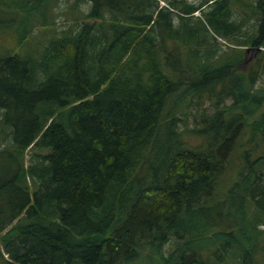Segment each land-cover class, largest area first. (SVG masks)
<instances>
[{"label":"trees","instance_id":"obj_1","mask_svg":"<svg viewBox=\"0 0 264 264\" xmlns=\"http://www.w3.org/2000/svg\"><path fill=\"white\" fill-rule=\"evenodd\" d=\"M59 1L0 0L15 51L46 37L0 56V191L24 195L0 211V264H260L264 0ZM191 115L215 122L180 130Z\"/></svg>","mask_w":264,"mask_h":264},{"label":"rangeland","instance_id":"obj_2","mask_svg":"<svg viewBox=\"0 0 264 264\" xmlns=\"http://www.w3.org/2000/svg\"><path fill=\"white\" fill-rule=\"evenodd\" d=\"M198 1V0H195ZM69 2L65 0L59 1L57 4H55V8L57 11H61L64 8H67L69 6ZM2 10L6 14V6H3ZM8 14V12H7ZM57 14H60L57 17V25L61 26L63 24V15L60 12H57ZM0 15L2 16V13L0 12ZM62 16V17H61ZM253 22H248L247 25L245 26L244 31H249L251 28H254ZM2 30H0V56H7L9 54H19L23 57H26L30 52L31 53H36L37 49L39 50L41 47H43L45 43L46 37L43 35V30L41 27H36L31 35L30 41L27 44V47L24 48L21 51H15L14 47L17 49V28H19L18 22L15 21H10V18L6 17L4 18V24L2 25ZM222 44H227L225 40L221 41ZM18 50V49H17ZM254 58V51H250L248 53V59L246 61H249ZM243 63L246 65L247 62ZM264 82V76L262 80ZM210 102L208 99L205 98V103L203 107L208 106L207 111L211 113L213 111V107L209 106ZM203 107H200L202 110ZM194 108V107H193ZM192 108V109H193ZM204 109V108H203ZM180 116L182 117H187L183 113H180ZM188 118V117H187ZM188 121L186 124L183 122L180 123L179 128L180 130H184L185 128L193 129L196 128L198 125H210L215 122V119L205 122L203 118H198V124L195 121L194 117L191 115L189 117ZM6 131H9V129H6L5 126L0 123V141L3 140L4 136H6V139L3 141L5 144L10 143V137L7 136ZM183 137L188 140V142L192 143L193 145H201L203 142V137H199L196 134H193L192 132L188 131L187 133L183 134ZM211 137V136H210ZM159 142L162 144L165 141L168 140L167 133L163 131L160 136ZM201 143V144H200ZM1 146H4L1 144ZM12 154L10 152L5 153V152H0V186L6 183L8 177L10 176V160H11ZM27 164H28V157L26 158ZM237 175L236 170H229L227 174L225 175L222 184H220V188L216 191L215 198L217 199H222L224 193L228 192V190L232 187V183L235 180ZM19 187H12L10 189H3L0 191V211L2 208H5V213L3 212V219H7L10 215V210L9 206L12 207V205L19 204L23 202L24 200V195L21 194L20 190L18 189ZM11 209V208H10ZM216 210L212 213L213 215L216 214ZM168 244L167 246H169ZM261 257L259 256L257 259V262L260 264H264V259L259 260ZM148 264V263H147Z\"/></svg>","mask_w":264,"mask_h":264},{"label":"water","instance_id":"obj_3","mask_svg":"<svg viewBox=\"0 0 264 264\" xmlns=\"http://www.w3.org/2000/svg\"><path fill=\"white\" fill-rule=\"evenodd\" d=\"M258 50H260V48H258ZM253 51H255V50H253Z\"/></svg>","mask_w":264,"mask_h":264}]
</instances>
